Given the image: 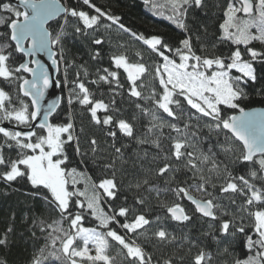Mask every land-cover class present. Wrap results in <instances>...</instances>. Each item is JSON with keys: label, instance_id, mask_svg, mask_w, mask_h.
<instances>
[{"label": "snow or ice", "instance_id": "obj_1", "mask_svg": "<svg viewBox=\"0 0 264 264\" xmlns=\"http://www.w3.org/2000/svg\"><path fill=\"white\" fill-rule=\"evenodd\" d=\"M152 6L180 38L138 33L93 0H0V181L26 180L48 213L31 217L43 243L30 264H264V108L243 106L250 88L264 101V0ZM121 34L143 47L129 55ZM38 54L62 70L66 110L44 106L54 81ZM194 221L208 231L191 235Z\"/></svg>", "mask_w": 264, "mask_h": 264}, {"label": "trees", "instance_id": "obj_2", "mask_svg": "<svg viewBox=\"0 0 264 264\" xmlns=\"http://www.w3.org/2000/svg\"><path fill=\"white\" fill-rule=\"evenodd\" d=\"M93 2L102 9L110 10L113 14L120 16L122 22L126 26H129L134 31L142 33L145 36L159 34L169 38L173 42L180 38L179 30L169 19H167V16L169 15L168 10L164 7L154 8L152 6L153 4L162 6L165 4V0H150L147 4L145 3V0H93ZM85 10H88L86 6ZM197 15L202 19L204 18L202 13L198 12ZM219 22V20L210 21L209 31L212 32ZM52 23L54 24L55 22ZM105 35H107V33ZM121 35L123 38L120 39V43H124L125 41L129 42V55H131L132 51L143 47L140 43L132 42L127 35ZM117 38L115 30H113V44L116 42ZM254 46L257 48L260 47L259 44H254ZM112 51V46L105 44L104 58L100 62L101 67H109L108 57L112 54ZM71 55L76 57L77 63L87 61L89 71H95L97 64L90 60L87 49L83 45L76 44L72 47ZM147 58L148 54L145 52V59ZM58 79H63L62 70L61 74H58ZM121 80L123 82V75L121 76ZM260 83H264V74H262ZM92 87L94 88L95 86ZM255 87H259V84ZM60 88L62 91V101L57 111L66 110L68 108V90L62 86H60ZM249 91L250 99L245 101L243 106L246 108L264 106V101L255 94L253 89L250 88ZM73 107L78 106L74 105ZM125 107H127V105H125ZM61 119H63V117H61ZM83 122L84 124H87L86 117ZM76 123L78 129L80 126V120L78 119ZM97 135H99V132H97ZM221 139H223V137H221ZM68 154L70 160L73 162L72 166H76L79 157L74 155L71 146L68 148ZM80 169L88 171L94 178L98 175L97 171L91 164H88L87 166L80 165ZM237 171H239V169H237ZM79 187H83V185H79ZM33 191L31 185L26 180H18L12 182L10 185L0 181V236H3L9 227L12 228V232L8 234L9 243L6 246H0V260L6 259L7 264H30L29 258L34 254L38 255L36 250L42 246L43 238L38 230H36L38 239H34L31 236V231L33 230L31 217L33 214L40 213H44V216L47 217L48 213L44 211L42 201L38 198H33ZM126 195L128 196V203L132 204V193L126 192ZM189 207L191 206L189 205ZM149 214L152 215V213ZM26 217L28 218L27 220ZM85 226H95L91 221V217L85 221ZM169 228L174 229L175 222L170 223ZM183 231L188 232L189 229H184ZM206 231H208L207 224L202 221H194L190 229L191 235L193 236H199L202 232ZM176 234H180L179 229H176ZM201 239H203L204 243L207 245V250L216 256L217 248L211 239L207 237H201ZM241 243V237L237 236L234 244L231 246L234 255L238 258H242L245 251L241 247ZM149 251H154V249L149 246ZM157 255H159V253H157ZM223 259V256H218V261H223Z\"/></svg>", "mask_w": 264, "mask_h": 264}, {"label": "water", "instance_id": "obj_3", "mask_svg": "<svg viewBox=\"0 0 264 264\" xmlns=\"http://www.w3.org/2000/svg\"><path fill=\"white\" fill-rule=\"evenodd\" d=\"M14 2V0H13ZM62 2H64V0H62ZM38 59H41L42 62H44L47 66H49V70L51 73V77L54 81V84L52 87H50L45 95V100H44V106L46 107L48 103L53 102V101H62V91L60 88V85H56L55 81L59 80L58 79V73L51 67V62L48 60L47 56L44 54H38V56L36 57ZM28 78H31L30 76ZM252 108H256V109H261L264 108V106H253V107H249L247 109H252ZM17 130H21V129H17ZM23 130H27V129H23Z\"/></svg>", "mask_w": 264, "mask_h": 264}]
</instances>
